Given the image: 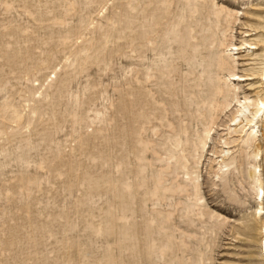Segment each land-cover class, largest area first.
Wrapping results in <instances>:
<instances>
[{
	"label": "rangeland",
	"instance_id": "374dc122",
	"mask_svg": "<svg viewBox=\"0 0 264 264\" xmlns=\"http://www.w3.org/2000/svg\"><path fill=\"white\" fill-rule=\"evenodd\" d=\"M263 37L264 0H0V264H264V115L212 108Z\"/></svg>",
	"mask_w": 264,
	"mask_h": 264
},
{
	"label": "bare ground",
	"instance_id": "6f19581e",
	"mask_svg": "<svg viewBox=\"0 0 264 264\" xmlns=\"http://www.w3.org/2000/svg\"><path fill=\"white\" fill-rule=\"evenodd\" d=\"M200 1H202L203 3H206L207 2V0H200ZM211 1H213V0H211ZM215 6V5H214ZM204 7V6H203ZM216 7H218V6H216ZM262 8V7H261ZM217 10H218V13H219V9L217 8ZM217 13V12H216ZM228 17L229 18H235V17H237V14L235 13V12H232V11H229L228 12ZM249 28V27H248ZM252 29H254V28H252ZM253 33H254V31H252ZM245 33H247L246 31H245ZM262 35V34H261ZM260 35V36H261ZM246 36H251V34H246ZM264 38V37H263ZM260 39V38H259ZM256 40V39H255ZM258 40V39H257ZM256 40V41H257ZM243 42V41H242ZM262 42V41H261ZM223 43V42H222ZM224 45H222V46H224V47H229V46H231V47H234V48H232L231 49V51L232 50H240V49H242L243 47V45L241 46H239V45H235V44H227L226 45V43H223ZM243 44H248L249 46H250V48H251V50L252 49H254V50H256V49H260L259 47V45H260V43L259 42H250V41H247V40H245L244 41V43ZM263 44H264V40H263ZM245 49H246V47H245ZM247 50V49H246ZM253 50V51H254ZM223 52V51H222ZM228 52H230V51H228ZM262 53H264V52H262ZM227 54V53H226ZM251 54V53H250ZM252 54H254V53H252ZM248 55V54H247ZM254 55H258V54H254ZM261 55V54H260ZM259 55V56H260ZM228 59L229 60H227V59H222V57H221V59L222 60H218L219 61V65H220V67L222 66L223 68L225 67H235L234 66V64H236L237 63V60H235L234 58V55H232L231 53H229L228 55ZM262 56V55H261ZM243 57V56H242ZM224 58V57H223ZM247 58V57H246ZM250 58V57H249ZM255 58H257V57H255ZM264 58V56L262 57V59ZM231 60L233 61V64L231 63ZM248 60V59H247ZM264 60V59H263ZM258 61H260V60H258ZM241 63V62H240ZM262 63V62H261ZM242 64H243V62H242ZM255 64V63H254ZM259 64V63H258ZM262 65H264V64H262ZM250 66H253V65H250ZM256 66H257V64H256ZM219 67V68H220ZM230 68L229 69H227V70H230ZM254 68V67H253ZM222 69V68H221ZM233 69V68H232ZM235 69V68H234ZM244 69V68H243ZM243 69H242V71H243ZM248 69V68H247ZM246 69V70H247ZM249 69H251V68H249ZM248 69V70H249ZM255 69V68H254ZM261 69V68H260ZM240 70V69H239ZM246 70H244V71H246ZM253 70V69H252ZM250 71V70H249ZM254 71V70H253ZM256 71V70H255ZM260 71H262V70H260ZM230 72V75L231 76H233L232 77V79H226V85H227V89L225 90L224 89V86H222L221 84L217 87V90H216V98L214 99V101L212 102V108H214V109H216V110H220L221 108H227L228 106H230V105H232L231 104V101L232 100H237L238 101V103H239V109H238V111L236 112V116H235V118H234V120H235V123L233 124V126H235V129L237 130V128L238 127H240V126H242V128L243 129H241L240 131H246V133L244 134V133H242V134H240V135H248L249 137H251L253 140H256L255 138H256V135H257V133L259 132V130H258V121H259V119H261V117L264 115V97H261V96H257V97H254V98H252V97H250V96H248V95H246V96H244V100L242 101L240 98H239V92H238V90L241 88V87H239V85L238 84H235V82L234 81H248V80H250V79H252L251 78V76H249V75H255V73H252V74H244V75H240V74H237V73H235L233 70H231V71H229ZM221 73V72H220ZM262 73V72H261ZM229 74V73H228ZM259 75V74H258ZM257 75V76H258ZM263 76V75H262ZM219 77H220V75H219ZM223 77H225L226 78V76H221V78L223 79ZM258 78V77H257ZM254 79V78H253ZM222 82V81H221ZM258 85V84H257ZM259 85H261V84H259ZM260 89V88H259ZM256 90V89H255ZM243 92V91H242ZM254 92V91H253ZM245 95V94H244ZM252 95V94H251ZM222 96V97H221ZM230 99H232V100H230ZM237 108V107H236ZM213 109V110H214ZM224 109H223V111H224ZM227 110V109H226ZM222 111V112H223ZM224 113V112H223ZM214 115H216V114H214ZM217 116H220V115H216L215 117H217ZM213 117V116H212ZM213 119V118H212ZM233 120V121H234ZM213 121V123L215 124V122L217 121V119H215V122H214V119L212 120ZM211 121V122H212ZM210 122V123H211ZM212 124V123H211ZM213 125V124H212ZM211 129L212 128H210V126L207 128V130H206V135H201L202 137H203V139H200V140H202L203 141V147L204 146H206L207 145V139L209 138V135H210V132H211ZM200 136V137H201ZM199 137V138H200ZM201 137V138H202ZM201 144V146H202V143H200ZM226 144H228V142H226ZM251 144V143H250ZM197 145V144H196ZM198 146V145H197ZM259 147V146H258ZM257 149V148H256ZM254 152V151H253ZM257 157V156H256ZM256 163V162H255ZM252 174V175H251ZM250 175L251 176H253L255 179L256 178H258L257 177V173H256V170H252L251 171V173H250ZM200 177V175H197L195 178H193L192 180H193V183L195 184V189L198 191L199 190V188H200V183H199V181H198V178ZM252 178V177H251ZM200 180V179H199ZM259 183V182H258ZM256 185H258V184H256ZM259 187H260V185H259ZM261 190V189H260ZM199 192V191H198ZM261 208V207H260ZM260 210V209H259ZM262 210V209H261ZM202 212V211H201ZM259 212V211H258ZM255 214H257V213H255ZM259 214V213H258ZM247 224V223H246ZM243 225V224H242ZM245 225V224H244ZM246 228H248V226L246 227ZM241 229V228H240ZM235 230V229H234ZM243 230V229H242ZM252 230V229H251ZM239 234H241V233H238V235ZM244 235V234H243ZM250 238V237H249ZM253 240V239H252ZM251 256V255H250Z\"/></svg>",
	"mask_w": 264,
	"mask_h": 264
}]
</instances>
